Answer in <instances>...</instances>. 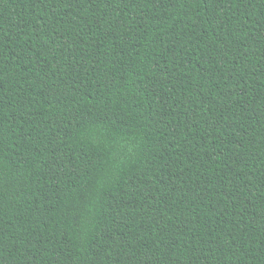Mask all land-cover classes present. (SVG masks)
<instances>
[{
    "label": "trees",
    "instance_id": "obj_1",
    "mask_svg": "<svg viewBox=\"0 0 264 264\" xmlns=\"http://www.w3.org/2000/svg\"><path fill=\"white\" fill-rule=\"evenodd\" d=\"M0 264H264V0H0Z\"/></svg>",
    "mask_w": 264,
    "mask_h": 264
}]
</instances>
